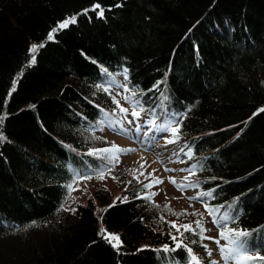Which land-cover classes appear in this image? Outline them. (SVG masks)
I'll return each mask as SVG.
<instances>
[{"label":"trees","instance_id":"1","mask_svg":"<svg viewBox=\"0 0 264 264\" xmlns=\"http://www.w3.org/2000/svg\"><path fill=\"white\" fill-rule=\"evenodd\" d=\"M119 75L146 121L176 120L194 187L264 256V0H0V264H189L198 235L176 248L142 186L64 208Z\"/></svg>","mask_w":264,"mask_h":264},{"label":"rangeland","instance_id":"2","mask_svg":"<svg viewBox=\"0 0 264 264\" xmlns=\"http://www.w3.org/2000/svg\"><path fill=\"white\" fill-rule=\"evenodd\" d=\"M119 79L121 80L117 83L105 87L115 101L116 108L112 112V118L98 123V128L92 137L93 148L84 151V153L94 156L98 160V165L91 174L75 175L72 183L69 184L71 187L68 185V197L64 202V208L72 210L76 205H84L90 201L95 210L100 211L102 205L96 199V194L105 195L106 200L112 203L117 200V197H125L126 190L133 184L142 186L143 195L149 197V201L157 206L158 226H161L162 223L168 227L171 237H180L181 233L185 232L184 229L181 228L180 232H177L175 228L171 227V224L191 225L193 231L190 232L198 235L199 243L196 241L190 243L193 246H199L193 251V254L198 258L200 264H212V261H215L216 264H225L221 258L219 247L225 246L226 241L219 238V232L222 227H225L226 216L218 211L210 213L207 210L209 208L206 205V195L194 187L192 169L190 168L191 161L188 160L189 152L171 134V127H175L176 120L169 118L170 121L166 123L160 119L146 121L136 106L131 95L132 92L128 91L125 86V78L119 75ZM120 108L127 109V112H120ZM133 111H138L139 116L133 117ZM166 128L167 130H165ZM145 133L152 136L151 141L143 140ZM168 140L174 142L166 143ZM143 141L146 145L140 146ZM112 145L133 151L121 153L102 151L110 149ZM143 153L147 157H151L153 161L139 158V154ZM112 155L118 157V162L110 159ZM141 165L144 167L141 168ZM133 170H135V179L132 174ZM102 171L104 178L100 179L99 174ZM141 172L143 175L140 174ZM149 173H151V177H149ZM156 178L162 180L163 183L145 187V185L151 184L152 179ZM170 180H175L176 184L170 183ZM180 185L185 186L182 191L178 190ZM152 193L155 195H151ZM192 197H196V199H190ZM197 220H201L205 229L203 235L210 239H201L200 231L196 227ZM101 228L102 226H100ZM218 239L220 240L219 246L215 243ZM206 248L211 252L210 256ZM229 264H234V262H229ZM253 264H257V262H253Z\"/></svg>","mask_w":264,"mask_h":264},{"label":"snow or ice","instance_id":"3","mask_svg":"<svg viewBox=\"0 0 264 264\" xmlns=\"http://www.w3.org/2000/svg\"><path fill=\"white\" fill-rule=\"evenodd\" d=\"M117 7H119V5H117ZM96 8H99V12L98 15L99 16H103L104 14V9L101 8L99 5H95L93 10H95ZM75 16L71 17L70 19H67L61 23H59L55 28H53L48 34H47V41H52L54 39V33L57 30L60 29H64L66 28L70 23H75ZM44 47V43H40V44H33L31 45V47L29 48V52L32 53V59L30 61V63H35V53L38 51L39 48ZM15 83V82H14ZM14 87H13V91H14ZM126 99H129L126 97ZM115 102V101H114ZM120 112L125 113L127 112V109L124 108H120L119 109ZM261 111H264V109H261ZM133 117H138L139 116V112L138 111H133L132 112ZM3 117H0V122H2ZM167 130V128L165 129ZM178 132V127H171V134L172 136H176ZM4 139V137L2 136V134H0V140ZM174 142L172 140H168L166 141V143H171ZM105 153H121V152H129V151H133L132 149H121L119 147H117L116 145H112L110 149H103L102 150ZM90 154H95V153H90ZM110 159L112 161H116L118 162V157L116 155H112L110 157ZM144 166L141 165V168H143ZM133 174V178L135 179V170L132 171ZM141 175H143V173H140ZM149 177H151V173H149ZM87 178H91V177H87ZM99 178L103 179L104 178V173L103 171L99 174ZM115 179V177H113ZM170 183L176 184L175 180H170ZM159 183H163L162 180L156 178V179H152L151 184L149 185H145V187H150L154 184H159ZM69 187H71V185H69ZM185 186L184 185H180L178 186V190H183ZM151 195H155V193H152ZM203 195H211V193H203ZM145 199H148L149 197H144ZM190 199H196V197H192ZM117 200H120L121 202H124L127 200V197H117ZM116 203V201L113 202L114 206ZM210 213H211V209H207ZM74 211V210H73ZM183 214V213H181ZM181 214H177V215H181ZM225 219H227L225 217ZM172 228H175L177 232H180V229L183 228L184 231H193L192 226L185 224V225H176L175 223L171 224ZM196 227L199 229L200 234H201V239H210L209 237H206L203 235L205 229L203 228L202 222L201 220H197L196 221ZM100 234L112 245V247L114 248H119L120 247V240L119 237L113 234H108L107 230L104 228H101L100 230ZM183 233H181L182 235ZM249 235V233L244 232V231H235L226 227H222V230L219 232V238L226 241L225 246H220L219 247V252L221 255V258L225 261V264H229V262H234V264H253V262H259V264H264V256H260L258 254L256 255H250L247 254V249L244 248L243 243L240 242L239 238L241 237H247ZM174 241H177L178 238L176 236L172 237ZM215 243H217V245L219 246L220 244V240H216ZM183 247L181 242H177L176 244V248H180ZM206 247V246H205ZM170 249L165 246V248L163 249V251H169ZM172 251H175L176 249H171ZM188 251V255L190 257V261L189 264H200L198 258L192 253L191 249H187ZM206 251L207 248H206ZM208 255H211V252L208 251ZM212 264H216L215 261H212Z\"/></svg>","mask_w":264,"mask_h":264},{"label":"bare ground","instance_id":"4","mask_svg":"<svg viewBox=\"0 0 264 264\" xmlns=\"http://www.w3.org/2000/svg\"><path fill=\"white\" fill-rule=\"evenodd\" d=\"M151 138H152V136H151V135H147L146 133L143 135V140L146 139L145 141H147V142L151 141ZM145 141L141 142V143H140V146H144V145H146ZM139 158H143V159H146V160L153 161L152 158H151V157H147L145 153H143V154H139ZM135 161H136V160H135ZM139 163H140V162H139Z\"/></svg>","mask_w":264,"mask_h":264}]
</instances>
